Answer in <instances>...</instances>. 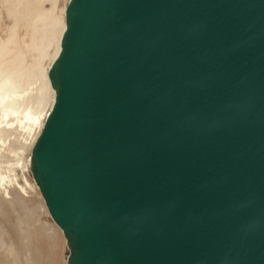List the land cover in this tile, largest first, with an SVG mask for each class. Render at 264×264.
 <instances>
[{
	"label": "water",
	"instance_id": "water-1",
	"mask_svg": "<svg viewBox=\"0 0 264 264\" xmlns=\"http://www.w3.org/2000/svg\"><path fill=\"white\" fill-rule=\"evenodd\" d=\"M48 76L68 264H264V0H69Z\"/></svg>",
	"mask_w": 264,
	"mask_h": 264
},
{
	"label": "bare ground",
	"instance_id": "bare-ground-1",
	"mask_svg": "<svg viewBox=\"0 0 264 264\" xmlns=\"http://www.w3.org/2000/svg\"><path fill=\"white\" fill-rule=\"evenodd\" d=\"M5 1L11 4L8 16L15 21L9 30V39L0 41V192L5 190L10 195L11 187H16L27 194L28 189L36 188L25 172L31 177V149L54 104L56 90L51 85L48 71L61 48L69 0H65L61 10L60 0ZM22 20L29 23L31 41L28 44L21 43L18 36ZM23 46L32 56L30 62ZM17 176L22 177L24 184ZM14 191L18 192L17 189ZM55 225L58 237L36 228L24 238L30 241L23 243L21 249L28 254L31 264H46L47 261L68 264L69 246L61 228ZM4 246L0 245V248L4 249ZM11 256L14 257L12 251L0 254V264H13Z\"/></svg>",
	"mask_w": 264,
	"mask_h": 264
},
{
	"label": "rangeland",
	"instance_id": "rangeland-1",
	"mask_svg": "<svg viewBox=\"0 0 264 264\" xmlns=\"http://www.w3.org/2000/svg\"><path fill=\"white\" fill-rule=\"evenodd\" d=\"M66 1L60 0V10ZM47 7L50 8L51 4L48 3ZM8 8H11V4L7 3L5 0H0V37H2L0 38V41L3 42L9 39L11 35V31L9 30H11L10 28L13 26L12 24H14L15 21L13 18L8 16ZM19 26L18 36L20 38V42H25L26 44L30 43L31 31L28 28L29 23L27 22L26 24V21L22 20ZM22 48H24L22 50L26 53L27 60L30 62L32 60V56L28 54L26 47L23 46ZM8 142L10 144V140ZM25 176L32 184H35L36 188L33 190L28 189L27 194H24V192L16 187L7 189V191L11 190L10 195H8L5 190L0 192V245L5 244L4 249L0 248V254L12 251L14 257L11 256L10 260L13 264H23L24 262L31 264L28 254L22 251L21 246L23 243H29L30 240L25 241L24 238L30 236L29 233L32 230L39 228L42 231H45L48 235H55L58 237V229L48 212L44 198L40 193L38 186L36 185L32 175L30 177L29 174L25 172ZM17 178L21 184H24L21 176H17ZM14 189H17L18 192L14 191ZM15 192L18 194L15 195ZM60 254L61 248L59 250V256L62 260L63 255ZM46 264L54 263L47 261Z\"/></svg>",
	"mask_w": 264,
	"mask_h": 264
}]
</instances>
